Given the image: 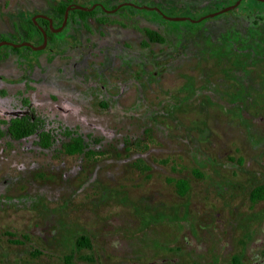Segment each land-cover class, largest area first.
I'll list each match as a JSON object with an SVG mask.
<instances>
[{"label": "rangeland", "instance_id": "rangeland-1", "mask_svg": "<svg viewBox=\"0 0 264 264\" xmlns=\"http://www.w3.org/2000/svg\"><path fill=\"white\" fill-rule=\"evenodd\" d=\"M53 1L0 0V33ZM233 1L119 11L163 24L161 45L129 27L123 51L0 63V264H264V2L208 17ZM23 114L48 147L11 135Z\"/></svg>", "mask_w": 264, "mask_h": 264}, {"label": "flooded vegetation", "instance_id": "flooded-vegetation-1", "mask_svg": "<svg viewBox=\"0 0 264 264\" xmlns=\"http://www.w3.org/2000/svg\"><path fill=\"white\" fill-rule=\"evenodd\" d=\"M235 1L236 0H234L232 4ZM159 2L167 3V0H55L51 4H49L46 9L36 11L33 14L28 16L31 22L33 23V25L37 27L38 30H39V27H41L45 31V33L47 29L54 35V39L52 40L51 43H49V39L46 33L45 47L41 50L35 51L37 53L33 55L34 56H44L45 58L49 56L51 57L56 56V57L62 58L63 56L61 53H63L65 49L69 50L70 49L69 47H71L72 49L75 48L78 50H84V49L91 50L92 48L93 49L100 48V47L107 48L111 45L115 47H119V50L123 51V49H128L129 47L128 45L125 44L124 42L125 40H123L126 37L124 32L129 30V27L136 28L137 30L140 29L141 31L140 32V35H141L140 44L143 45L144 48H149L150 46L152 47L156 44L161 45L164 43V39L162 41H158L154 38L152 33L156 32L161 36L159 31L165 29L163 24L155 23L148 16L143 15V14L138 15L137 13H133L132 11H128V12L126 11L125 13L119 12L122 10L123 7H129L132 9L140 10L142 9L143 5L146 4L147 5L145 7L146 10L154 11L160 14L161 8H166L170 6H176V5L179 6L177 3H172L164 7ZM84 4H87L86 7ZM61 5H64V11L62 13L60 12ZM74 5H79L81 7L83 6L85 8H88V9L91 8V9L86 10V11L75 9V8H72ZM67 7H70L71 9L68 11L65 24L61 28V25L64 20V12ZM243 9L245 11H251V12L258 10L252 7H244ZM259 10H262L261 12L264 13V9L260 8ZM78 11H82L87 14L83 15L79 13ZM37 15L48 17L50 19V24H49V20L44 17H36L34 19V21L36 22L35 24L32 21V18H34ZM28 17L26 16L24 20L20 19V21L18 22L19 24L18 30H20L21 32L18 38H14L8 32H3V33H0V42L1 41H11L9 39H5L6 37L7 38L11 37V38L19 40L18 43L29 42L33 46L41 45L43 42V35L41 31L39 30V32L42 35V41L36 42V40L38 39V34L37 32L33 30L31 26H28V28L31 29V31L33 30L32 31L33 38L30 41L27 40L28 32H27V28L24 27L23 23H25ZM39 20L46 21L47 22L46 27L39 24L38 22ZM51 28L56 29V30H58L59 28L61 29L59 31L52 32L50 30ZM123 29L125 31H123L122 33ZM11 48L15 49V47H11ZM26 48H29V47H26ZM135 49L138 50V47L137 48L135 47ZM20 54L22 53L19 51L13 50V52H11L9 55L0 56V63L2 61H8L11 58H12L11 61L12 60L15 61V59L18 57L20 58V60H25L26 57L29 56V55L26 56V54L22 56ZM80 54L81 53L78 52L76 57H80ZM73 65L75 66V62ZM26 115L29 116L30 118H34V116H31L29 114H23L21 116L14 117L12 119L20 118ZM12 119L8 121V125Z\"/></svg>", "mask_w": 264, "mask_h": 264}, {"label": "trees", "instance_id": "trees-1", "mask_svg": "<svg viewBox=\"0 0 264 264\" xmlns=\"http://www.w3.org/2000/svg\"><path fill=\"white\" fill-rule=\"evenodd\" d=\"M259 5V4H258ZM64 11V5H61L60 7V12L62 13ZM79 13L86 15L87 13L82 12V11H78ZM39 24H41L42 26L46 27L47 22L44 20H39L38 21ZM24 27L27 28V36L28 39L27 40H32L33 35H32V31L34 30L35 32H37L38 34V39L36 40V42H41L42 41V35L39 32V30L37 29V27H35L33 25V23L31 22L30 18L28 17L25 21ZM28 26H31L33 28V30L31 31V29L28 28ZM46 33H47V37L49 39V43L52 42V40L54 39V35L46 29ZM154 38L158 41H162L163 38L156 32L152 33ZM27 50H30L29 48L23 47ZM16 50V49H15ZM31 51V50H30ZM37 52H34V54ZM43 125V122L41 121V119H39L38 117H34V118H30L29 116H23L20 118H15L12 119L9 122V131L11 133V135L16 138H25L28 136H31L33 134L38 135V143L42 146V147H48L51 144L52 141V137L50 136V134L43 130L41 128V126ZM82 148V143L80 141V139H73L71 142L65 144L63 146L64 152H66L67 154H75L77 152H79ZM179 185L181 186V188H185V182H179ZM263 200L264 199V184L263 185H259L255 188H253V190L250 192V200L251 201H256V200ZM77 244H82L85 246H89L88 241L86 240V238L80 236L79 239L76 241ZM233 261L235 264H238L239 262V256H234Z\"/></svg>", "mask_w": 264, "mask_h": 264}, {"label": "water", "instance_id": "water-1", "mask_svg": "<svg viewBox=\"0 0 264 264\" xmlns=\"http://www.w3.org/2000/svg\"><path fill=\"white\" fill-rule=\"evenodd\" d=\"M240 1L241 0H236L232 5H230V6H228V7H226V8H224V9H222V10H220V11H218V12H215V13H213V14H210L208 17H212V16H215V15H217V14H220V13H223V12H226V11H229V10H231V9H234L235 7H237L238 6V4L240 3ZM263 1V0H262ZM72 8H75V9H80V10H84V11H86V10H90L91 8H85V7H81V6H79V5H74ZM71 8L70 7H67L66 9H65V12H64V20H63V23H62V25H61V28L64 26V24H65V21H66V17H67V13H68V11L70 10ZM36 17H44V16H42V15H37V16H35L34 18H32V21L36 24V22L34 21V19L36 18ZM166 19H168V20H182V19H184V18H180V17H166V16H164ZM44 18H46V19H48L49 20V24H50V19L48 18V17H44ZM202 19V18H201ZM50 27H51V25H50ZM61 28H59L58 30H56V29H50L52 32H56V31H59ZM39 30L41 31V33H42V35H43V42H42V44L41 45H39V46H33L32 44H30L29 42H21V43H13V42H11V41H1L0 42V46L1 45H8V46H11V47H22V46H24V47H29L31 50H34V51H37V50H41V49H43L44 47H45V45H46V33H45V31L41 28V27H39Z\"/></svg>", "mask_w": 264, "mask_h": 264}]
</instances>
